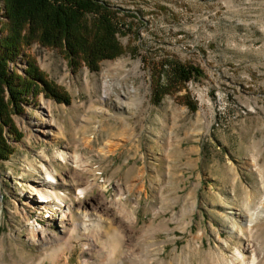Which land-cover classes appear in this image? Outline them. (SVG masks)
<instances>
[{"label": "rangeland", "instance_id": "1", "mask_svg": "<svg viewBox=\"0 0 264 264\" xmlns=\"http://www.w3.org/2000/svg\"><path fill=\"white\" fill-rule=\"evenodd\" d=\"M106 1L124 52L99 69L28 49L70 102L40 86L3 126L14 152L0 159V264H231L237 251L242 264H264V214L247 223L264 212V0ZM187 62L203 76L178 78L173 66ZM42 163L63 202L29 197V183L46 178ZM63 210L67 226L101 217L123 235L118 254L103 260L97 237L88 258L75 236L47 258L66 238L40 247L39 237L62 235Z\"/></svg>", "mask_w": 264, "mask_h": 264}, {"label": "trees", "instance_id": "2", "mask_svg": "<svg viewBox=\"0 0 264 264\" xmlns=\"http://www.w3.org/2000/svg\"><path fill=\"white\" fill-rule=\"evenodd\" d=\"M2 2L5 12L0 14V159H8L14 149L7 143L3 126L11 124L13 112L22 111L28 96L43 86L59 101L70 102L60 91L62 87L47 78L28 52L34 43L57 49L74 65L86 64L92 70L99 69L103 60L121 55L124 47L117 36V12L106 0ZM90 13L93 16L89 17ZM21 58L26 61L24 75L18 69ZM173 70L184 81L204 74L191 62L176 63Z\"/></svg>", "mask_w": 264, "mask_h": 264}, {"label": "bare ground", "instance_id": "3", "mask_svg": "<svg viewBox=\"0 0 264 264\" xmlns=\"http://www.w3.org/2000/svg\"><path fill=\"white\" fill-rule=\"evenodd\" d=\"M3 4L2 0H0V6ZM3 11V9H2ZM106 91V88H105ZM54 158L63 162H71L75 165H79L78 163V157L76 156H72L69 153L63 151V150H58L55 152ZM31 167L33 169H39L38 166L31 164ZM42 167V171L45 174L46 178L43 179V181L39 182V183H29V187H28V192L30 194L29 197H31V199H33L37 204L39 205H48L50 202H52V200H59L60 202H63V197L60 196L57 192V186H56V182H57V178L56 176L53 174L52 172V168H50L49 166H47L45 163H42L41 165ZM94 182L93 181H87L84 185L79 186V190L81 193H86L87 191H89L90 189L93 188L94 186ZM102 198V197H101ZM104 199V198H102ZM48 202V203H45ZM70 205L68 204V207ZM79 208H81V206H79ZM70 211H64L63 210V216H61V220L60 222H62V227H64L62 230V235L59 236H50V238L48 239L47 237H45L44 235V231L42 232V237H39V240L41 242V246L47 244V243H51L54 240H60L66 238V244L65 245H60V246H56L54 247L51 251H49L47 254H45V256L48 258H55L58 256H61V253L65 252L67 248H71L73 245V242L71 240L72 237H82V239L84 240V245L85 246V250L88 251V258L91 255V252L94 249V245H95V239L97 237L100 238H105L104 240V247H106V255H104L102 257L103 260H109L110 256L112 255H117L120 247L123 243V235H121L119 232L113 235H109V232L107 231L108 229L105 228L103 222H102V218L99 217L97 218V220H89V215H85L83 217L71 220L72 222L69 224V226H67L65 224V219L66 217L69 215ZM264 212L262 211V209H256L254 212H252V215L250 217V219H248V224L251 225V223L258 217L263 215ZM135 215L132 214L131 215V220L134 221L135 220ZM84 259L80 258V263H84L86 261V259L88 260L87 257H83ZM256 260V257L252 256L247 263L249 262L250 264H254ZM41 260H39L38 264H40ZM246 262V256L241 252V251H237L236 254H234V258L231 261V264H242ZM115 264H121L119 261H116Z\"/></svg>", "mask_w": 264, "mask_h": 264}]
</instances>
